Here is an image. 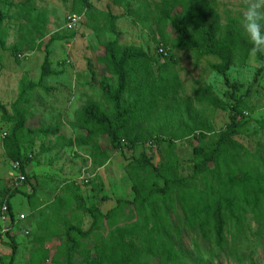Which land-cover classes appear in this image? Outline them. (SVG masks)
I'll return each mask as SVG.
<instances>
[{
    "label": "trees",
    "instance_id": "16d2710c",
    "mask_svg": "<svg viewBox=\"0 0 264 264\" xmlns=\"http://www.w3.org/2000/svg\"><path fill=\"white\" fill-rule=\"evenodd\" d=\"M31 1L11 4L16 11L12 16H7L18 22L19 38L10 49L16 60H19L18 54L26 53L21 52L22 49L39 50L40 39L47 32L48 12L36 8ZM66 1L70 3V14H84L87 18V28L93 31L98 44L104 49L103 55L96 58L97 63L103 64L107 73L116 77L114 86L105 80L99 82L110 110L107 111L99 102L92 100L76 112L75 122L71 126L85 129L87 141L81 138L65 140L57 135V126L25 128L26 109L22 106L29 103L28 94L38 87L46 90L42 86V79L57 73L51 68L48 46L54 41L68 40L75 35L74 32H56L45 46L38 84L26 77L20 80L18 97L10 105L11 115L0 103L1 118L11 124L9 132L2 139L6 156L12 163L20 162L24 175V165L31 159L23 157L21 143L24 135L31 133L44 137L57 135L55 146L90 143L92 149L99 153L91 154L92 163L100 166L107 158L106 151H102L93 141L100 135L106 136L111 147L117 150L151 145L155 139H166L167 142L157 165L144 151H140L127 164L126 172L133 181L130 199L118 197L115 206L102 212L98 206H86L82 196L75 195L77 207L88 213L92 222L86 231L80 226L66 225L67 242L58 251L66 256L67 264H73L75 253L83 256L78 264H150L154 259L158 261L157 264H188L190 255L176 248L168 226L169 211L175 213L176 205L181 207L185 215L188 231L200 234L221 248L226 242L227 233H237L247 214H253L255 218L262 215L264 158L248 154L235 139L238 135V118L243 117L242 112L237 106L232 107L226 129L218 132L213 142L206 144L204 141L212 128L192 107L193 99L200 104L210 103L215 108L225 106L209 87L196 88L191 99L179 97L180 81L171 67L174 59L165 45L168 42L165 40V44L161 45L168 55L163 57L157 54L171 60L159 61L141 47L119 43L120 32L114 24L116 16L110 11L94 10L89 0ZM110 1L117 6L124 2ZM150 14L158 25L171 27L175 35L174 47L191 50L198 60L203 56L215 57L218 62L212 69L218 75L224 76L233 65H243L253 52L248 37L237 27L222 26L215 6L207 0H158L152 2ZM7 17L0 11L2 50H7L2 26ZM104 34H109L110 39L102 40ZM159 47L157 45L156 51ZM254 54L261 65L253 82L264 71L262 52ZM225 83L231 89L229 97L233 99L239 85L228 81ZM236 101L239 105L240 100ZM167 134L168 138L163 137ZM190 136L199 142L192 149V173L180 176L177 172L175 142ZM54 145L43 147L41 144L40 152L51 150ZM17 192V188L14 189L11 196ZM130 205L135 208L132 214H127L125 209ZM102 220L109 226L114 224L107 233L100 227ZM93 232L94 243L89 249L78 237L87 239ZM175 232L179 231L175 229ZM131 236L138 239L139 248L136 252L125 243ZM6 245L11 248V264L16 253L14 239L11 237L10 244ZM47 260L49 251L40 246L35 248L28 264H44Z\"/></svg>",
    "mask_w": 264,
    "mask_h": 264
},
{
    "label": "rangeland",
    "instance_id": "374dc122",
    "mask_svg": "<svg viewBox=\"0 0 264 264\" xmlns=\"http://www.w3.org/2000/svg\"><path fill=\"white\" fill-rule=\"evenodd\" d=\"M23 1L25 0H0V11L6 17L12 16L16 10L11 4ZM154 1L158 0H124L122 5L117 6L110 0H89L94 10L110 11L116 16L114 24L120 32L118 40L120 44L141 47L157 60L166 61L170 58H161L156 47L165 44V40L168 42L165 45L169 55L174 59L171 67L180 81L178 90L180 98L191 99L196 88L209 87L221 101L225 108H215L205 102L200 104L193 99L192 107L199 113L201 119L210 123L212 128V132L207 134L204 141L206 144L213 142L217 138V133L226 129L230 122L231 108L237 106L243 117L238 118V135L235 139L243 145L244 151L248 154L264 158V71L253 82L255 73L261 65L259 59L251 52L243 65H233L224 76L218 75L212 69L218 62L215 57L203 56L198 60L191 50L173 46L175 35L171 27L160 26L151 17L150 10ZM207 1L215 6L222 26L237 27L245 34L241 20L247 9V0ZM31 2L36 8L49 12L47 32L40 39V49L35 51L22 49L21 52L28 53L30 57L26 61H19L10 50L19 38L18 22L5 18L2 26L7 50L0 49V103L11 115L10 105L18 97L20 80L26 77L35 84L40 81V66L49 38L56 32L64 34L74 32L73 38L54 41L48 46L51 68L57 73L43 78L42 86L46 90L38 87L30 92L29 103L22 107L26 109L25 128L57 126L59 130L57 135L65 140L81 138L87 141L85 129L71 126L75 122V114L87 101L92 100L99 102L109 111L110 105L102 95L99 82L105 80L114 86L116 77L109 75L103 64L97 63L96 58L103 55L104 49L98 44L93 31L87 28L85 16L73 29H67L66 18L72 13L69 1ZM261 30L264 32V27ZM110 37L109 34H104L101 39L107 40ZM262 55L264 60V52ZM225 81L239 85L233 99L229 97L231 89ZM236 100H240L239 105ZM10 126L11 124L4 121L0 115V203L8 199L14 189L27 187L31 193L27 195L17 193L11 200L19 213L27 215L28 203L32 204L33 201L38 203V198L40 199L38 205L35 207L31 205L32 213L16 231L17 234H23L25 230L23 226L31 228L28 229L29 234L23 237V245L31 249L43 246L45 241L51 242L52 245L54 242L58 244L59 241L52 242L53 239H60L62 245L59 248L62 247L67 242L66 225L80 226L84 231L89 229L92 218L77 207L75 195H81L86 206H98L102 212L115 206L118 197L130 199L133 181L126 172L127 164L134 156L137 157L140 151H144L152 163L157 165L167 142L166 139L162 141L155 139L151 145L117 150L111 147L106 136L100 135L93 138L99 148L106 151L107 158L100 166L92 163L91 154L99 153L92 149L90 143L79 146H55L57 135L44 137L31 133L24 135L21 143L23 157L31 159L24 165L26 181L16 185L12 161L3 150L1 138L3 132H9ZM163 137L168 138L169 135ZM41 144L43 147L54 145V148L40 152ZM198 144L193 136L176 140L174 150L178 164L177 172L180 176L192 173V149ZM82 175L89 181L83 182ZM158 182L161 184L160 180ZM38 194L40 196L36 197ZM262 196L264 197V182ZM134 208L132 205L127 206L125 212L132 214ZM175 210V213L169 211L168 226L176 248L190 255L188 264H251V262L264 264V199L262 215L255 218L253 214H247L237 233H227L226 242L221 248L200 234L188 231L181 207L176 205ZM100 227L107 233L114 224L109 226L102 220ZM175 229L179 232L176 233ZM73 234L78 237L77 234ZM94 235L93 232L87 239L78 238L87 248L92 249ZM125 243L133 252L139 248L137 237H128ZM53 251L52 249L49 256ZM57 252L56 261L47 260L46 264H67L66 256L61 254V251ZM1 255L0 264H9L8 256L3 252ZM82 258V255L75 253L73 264H78ZM157 263L158 261L154 259L150 264Z\"/></svg>",
    "mask_w": 264,
    "mask_h": 264
},
{
    "label": "crops",
    "instance_id": "0c3cea01",
    "mask_svg": "<svg viewBox=\"0 0 264 264\" xmlns=\"http://www.w3.org/2000/svg\"><path fill=\"white\" fill-rule=\"evenodd\" d=\"M49 13V12H48ZM4 150V149H3ZM13 170V169H12ZM25 171V170H24ZM14 172V171H13ZM14 174H15V177H16V172H14ZM84 174V173H83ZM26 174H24V176H25ZM82 176H84V175H82ZM83 181V180H82ZM83 182H85V181H83ZM23 183V182H22ZM22 183H19V184H22ZM19 192H17V193H22V194H25V195H27V194H29V193H31V192H29L28 191V188L27 187H23V188H21V189H19L18 190ZM33 191V190H32ZM35 192V190L33 191V193ZM17 193H15L13 196H15ZM13 196H11L10 195V197L8 198V199H5V200H3V201H1V203H0V205L2 204V203H6L8 206H10V208L12 209V211L13 212H15V214H19V215H23L24 216V218H23V220H20L18 223H17V225H16V227H15V229L9 234V235H6V237H3V238H0V259H1V257H2V255H1V252H3V253H5L6 254V256H8V263L10 264V258H11V248H10V246H8V245H6V244H10V238L12 237L13 239H14V241H15V244H16V253H15V256H14V260H13V262L11 263V264H28V262L30 261V259H31V257H32V253H33V251L35 250V248L33 249H31V248H27L26 246H24L23 245V237H24V231L25 230H27L28 231V233H29V230L28 229H31V228H29L28 226L27 227H25V226H23L24 227V229L25 230H23V234L21 233V234H17V230H18V226H22V223H24L25 222V218L26 217H28V215H30L32 212H31V209H32V206L33 207H35L36 205H38L39 204V201H40V199L38 198V203H36V202H32V204L29 202H27L28 203V205H29V212H28V214L26 215V214H24L23 212H20L19 213V211L17 210V208H15L13 205H12V203H11V200H12V198H13ZM39 197L40 195L38 194V195H36V197ZM35 197V198H36ZM44 197V196H43ZM34 198V199H35ZM32 205V206H31ZM113 206H111V208H112ZM110 209V208H109ZM109 209H107V210H109ZM37 210V209H36ZM46 211V210H45ZM47 212V211H46ZM32 228H33V226H32ZM17 234V235H16ZM53 241H59L58 242V244H55V242L53 243V245L51 244V242H46L45 241V243H44V245H43V247L46 249V250H48L49 251V253L51 252V250L53 249L54 251H53V254L51 255V256H49V260L50 261H52L53 260V258H55V256H56V254L58 253L57 251H58V249H59V246H61L62 245V242H60V239L58 240V239H53L52 240V242ZM39 246H37L36 248H38ZM7 261V260H6ZM47 263V261L46 262H44V264H46Z\"/></svg>",
    "mask_w": 264,
    "mask_h": 264
},
{
    "label": "built area",
    "instance_id": "2783aa9c",
    "mask_svg": "<svg viewBox=\"0 0 264 264\" xmlns=\"http://www.w3.org/2000/svg\"><path fill=\"white\" fill-rule=\"evenodd\" d=\"M84 14H69L66 18V27L67 29H73L77 24L83 20ZM158 54H161L163 57H166L167 51L163 49V47L160 45L157 51ZM19 60H28L30 55L28 53H20L17 55ZM7 135L6 132H3L1 134V138L3 139ZM12 169L14 172H16V185L19 183H22L26 181L25 176L21 173V164L19 161H14L12 163ZM81 180L87 182V178L85 176L81 177ZM24 216L15 214V212L12 211L10 206H8L6 203H3L0 206V238L6 237V235H9L16 227L17 223L20 220H23ZM25 235H28V231L24 232Z\"/></svg>",
    "mask_w": 264,
    "mask_h": 264
},
{
    "label": "clouds",
    "instance_id": "9594fccd",
    "mask_svg": "<svg viewBox=\"0 0 264 264\" xmlns=\"http://www.w3.org/2000/svg\"><path fill=\"white\" fill-rule=\"evenodd\" d=\"M264 0H247V9L243 13L241 26L253 45L252 51L264 52Z\"/></svg>",
    "mask_w": 264,
    "mask_h": 264
}]
</instances>
